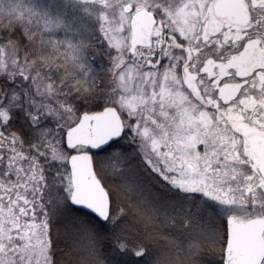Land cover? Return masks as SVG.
Instances as JSON below:
<instances>
[{"label": "snow or ice", "instance_id": "snow-or-ice-1", "mask_svg": "<svg viewBox=\"0 0 264 264\" xmlns=\"http://www.w3.org/2000/svg\"><path fill=\"white\" fill-rule=\"evenodd\" d=\"M0 264H264V0H0Z\"/></svg>", "mask_w": 264, "mask_h": 264}]
</instances>
